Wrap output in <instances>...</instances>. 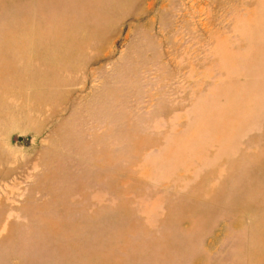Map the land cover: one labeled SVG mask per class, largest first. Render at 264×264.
Masks as SVG:
<instances>
[{
  "label": "rangeland",
  "instance_id": "374dc122",
  "mask_svg": "<svg viewBox=\"0 0 264 264\" xmlns=\"http://www.w3.org/2000/svg\"><path fill=\"white\" fill-rule=\"evenodd\" d=\"M0 264H264V0H0Z\"/></svg>",
  "mask_w": 264,
  "mask_h": 264
}]
</instances>
